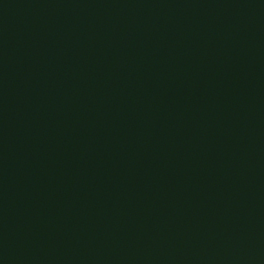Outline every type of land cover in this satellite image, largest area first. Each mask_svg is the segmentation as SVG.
<instances>
[{"label": "water", "instance_id": "obj_1", "mask_svg": "<svg viewBox=\"0 0 264 264\" xmlns=\"http://www.w3.org/2000/svg\"><path fill=\"white\" fill-rule=\"evenodd\" d=\"M0 264H264V0H0Z\"/></svg>", "mask_w": 264, "mask_h": 264}]
</instances>
